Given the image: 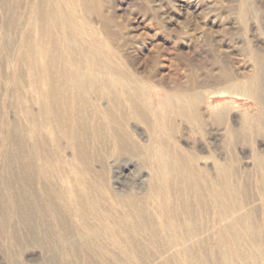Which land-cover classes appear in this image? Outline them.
<instances>
[{"label":"rangeland","instance_id":"rangeland-1","mask_svg":"<svg viewBox=\"0 0 264 264\" xmlns=\"http://www.w3.org/2000/svg\"><path fill=\"white\" fill-rule=\"evenodd\" d=\"M0 264H264V0H0Z\"/></svg>","mask_w":264,"mask_h":264},{"label":"bare ground","instance_id":"bare-ground-1","mask_svg":"<svg viewBox=\"0 0 264 264\" xmlns=\"http://www.w3.org/2000/svg\"><path fill=\"white\" fill-rule=\"evenodd\" d=\"M54 93L52 92L51 95H53ZM190 105L194 104V101L191 100ZM230 232L232 233V235L237 239H244L247 236V232L243 231L241 228H236L234 226H231L230 228ZM233 250L235 252V254L239 257V258H244L241 252V247L239 246L238 243H234L233 244ZM248 258V257H247ZM246 259V258H245Z\"/></svg>","mask_w":264,"mask_h":264}]
</instances>
